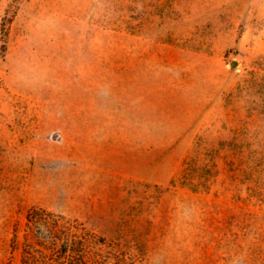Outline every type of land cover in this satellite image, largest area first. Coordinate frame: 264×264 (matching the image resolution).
Listing matches in <instances>:
<instances>
[{
	"label": "rangeland",
	"instance_id": "374dc122",
	"mask_svg": "<svg viewBox=\"0 0 264 264\" xmlns=\"http://www.w3.org/2000/svg\"><path fill=\"white\" fill-rule=\"evenodd\" d=\"M0 264H264V0H0Z\"/></svg>",
	"mask_w": 264,
	"mask_h": 264
},
{
	"label": "trees",
	"instance_id": "16d2710c",
	"mask_svg": "<svg viewBox=\"0 0 264 264\" xmlns=\"http://www.w3.org/2000/svg\"><path fill=\"white\" fill-rule=\"evenodd\" d=\"M29 223H30V224H28V225H31V223H32V219H31V218L29 219Z\"/></svg>",
	"mask_w": 264,
	"mask_h": 264
}]
</instances>
